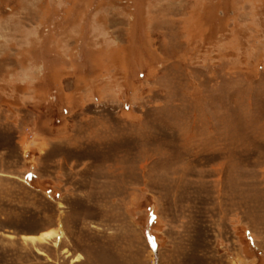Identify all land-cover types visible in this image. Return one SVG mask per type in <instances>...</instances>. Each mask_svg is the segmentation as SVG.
Instances as JSON below:
<instances>
[{"label":"rangeland","instance_id":"obj_1","mask_svg":"<svg viewBox=\"0 0 264 264\" xmlns=\"http://www.w3.org/2000/svg\"><path fill=\"white\" fill-rule=\"evenodd\" d=\"M0 264H264V0H0Z\"/></svg>","mask_w":264,"mask_h":264},{"label":"bare ground","instance_id":"obj_2","mask_svg":"<svg viewBox=\"0 0 264 264\" xmlns=\"http://www.w3.org/2000/svg\"><path fill=\"white\" fill-rule=\"evenodd\" d=\"M31 241L36 242L37 240H45L49 241L55 238L61 239L62 235L57 233V230L55 229H48L46 231H43L39 233L38 235H30L27 236ZM81 256H78L75 261L80 260Z\"/></svg>","mask_w":264,"mask_h":264}]
</instances>
